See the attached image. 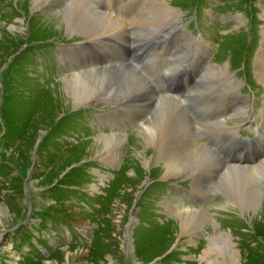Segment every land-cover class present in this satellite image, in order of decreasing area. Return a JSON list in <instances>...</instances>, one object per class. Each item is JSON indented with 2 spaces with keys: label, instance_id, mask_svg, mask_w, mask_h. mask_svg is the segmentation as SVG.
<instances>
[{
  "label": "rangeland",
  "instance_id": "1",
  "mask_svg": "<svg viewBox=\"0 0 264 264\" xmlns=\"http://www.w3.org/2000/svg\"><path fill=\"white\" fill-rule=\"evenodd\" d=\"M165 1L174 14L159 17L157 12L149 11L152 6L145 8L139 21L160 24L154 30L136 24L132 29L136 41H145L172 22L176 27L182 20L188 22V13H195L200 2L201 13L209 24L208 32L214 26L221 31L220 42L212 44L210 53L214 52L211 59L215 61L210 62L213 67L220 66L213 71L221 73L212 82L202 79V87L195 88L197 95L211 92L220 84L217 95L210 98L212 102L231 89L232 73L240 74L235 67L236 59L245 51L251 52L253 85L257 90L264 89L256 72L257 57L264 48V0ZM65 2L46 0L42 8H33L30 0H0V264H207L201 255L207 246V233L216 228L205 226L203 233L188 244L187 235L178 231L177 218L173 219L174 214L165 208L164 200L168 199L175 207L204 211V216L219 224L221 232L231 234L238 253L236 264H264V211H261L264 205L256 208L258 214L244 213L229 196L224 201L218 182L210 197L192 188L197 199L179 197L175 186H190L191 179L186 174L162 178L164 169L152 161L154 151L146 148L137 135V127L144 121L140 110L137 121L121 126L116 114L119 106L109 104V99L78 103L65 99L61 79L71 72L70 68L82 63L81 47L95 46L89 41L90 34L68 32L66 24L56 15ZM82 2L89 10L98 11L88 0ZM106 14L121 19L115 13ZM131 18L127 15L126 19L133 26L138 17ZM218 23L222 28H217ZM128 32L129 29L118 41H125ZM158 35L163 36L160 32ZM55 49L58 58L53 64L51 53ZM230 58L234 59L232 72L228 66ZM130 67L145 83L143 88L154 91L141 75L146 70ZM161 97L172 100L169 96ZM161 100H155L154 104ZM176 102L192 123L191 130L182 118L178 136L184 143L178 145L180 149L190 148L187 139L191 137L197 138L201 145L207 140L205 144L211 141L222 145L226 141L225 132L211 134L212 130L225 127L223 123L217 120L215 124L200 114L188 115ZM109 115L119 125L112 128L100 121V116ZM131 116L135 118L134 114ZM263 118L258 124L262 130ZM240 119L229 117L227 122ZM247 127L241 126V133L253 136L254 131ZM113 130L122 135L124 146L111 166L94 157L98 149L96 138ZM255 142H259L257 137ZM255 153L243 152L248 158H239L236 163L253 162L250 158ZM144 156L152 159L150 166L142 170L138 161ZM33 162L35 165L29 172ZM256 168L259 167L255 165ZM255 179L264 187L261 174H256ZM222 240L219 238L211 245L218 253L206 256L215 258L218 264H227L224 255L232 257L234 252Z\"/></svg>",
  "mask_w": 264,
  "mask_h": 264
},
{
  "label": "bare ground",
  "instance_id": "2",
  "mask_svg": "<svg viewBox=\"0 0 264 264\" xmlns=\"http://www.w3.org/2000/svg\"><path fill=\"white\" fill-rule=\"evenodd\" d=\"M44 1L46 0H30V3L33 8H42ZM65 1L67 4L61 3L62 10L56 15L60 16L62 23L66 24L67 31L76 32L79 35L90 34V36H88L90 39L89 41H92L95 46H89L88 49L97 50L100 48L101 50L106 48L111 50L108 58L104 57V61L101 60L100 62L92 63L93 65L87 64L83 61L84 54L82 53L80 58L82 63L70 68L71 72L61 79L62 88L66 96L65 99L68 100L70 98L75 103L85 100L94 101L97 99H109V104H117L119 106V110L116 111V114L119 116L118 119L121 126H123L122 123H132L137 121L140 110L141 115L144 117V121L137 127V130L139 129L137 135L141 137L146 148H150L154 151L152 161L153 163H159L161 168L164 169L163 179L186 174L191 179L190 187L198 193L203 192L204 197H210V192L212 193L215 183L218 182L219 191L225 202L226 199L230 197L231 200L236 203V205L234 203L235 207L240 211H243L244 213L255 211L257 213L258 211H256V208L264 205V187H260L255 179L256 174H261L264 178V147L258 150L257 157L259 159L254 160L256 163L253 165L251 164L254 161L250 163L224 162L216 152L205 147L208 143L206 145L202 143L201 145L198 143L197 138L193 139L191 137V139H187V141L190 142L189 149H180L178 145L184 143V140L179 139L178 136L180 134V124L184 119L192 130V123L188 122L184 112L178 107L176 102L178 100L170 96L169 98H172V100L163 98L156 95L155 91H148L146 88H143L145 83L141 80L138 74L131 69L130 66L133 65L128 62V57L123 55L122 51H118L115 48L117 42H119L118 39L122 38L124 36L123 34L127 33L129 28H134L137 24L138 26L142 25L143 28L149 27L154 30L155 26L160 24V22L157 21L153 24L147 25L142 22V20L139 21L143 14L142 11L140 15L137 16L138 18L135 21L133 20L134 22L132 26L129 21L130 19L121 20L118 19V17L114 18L106 13H101L99 10L95 12L89 10L85 4H83L85 2H82V0ZM152 10L157 12L159 17L163 16V14H174V10L170 8L165 0H155L154 5H152L149 11ZM49 13L51 12L49 11ZM129 18L131 17L129 16ZM160 20L161 19H159V21ZM170 24L171 25H165L163 27H169V29L176 27L175 23L172 22ZM154 36L155 35L151 37ZM257 61L258 65L256 66V72L260 81L264 83V48L261 54L258 55ZM216 69L219 70L220 66L215 65V67H213V64L209 63L205 70L207 72L202 75L199 83L202 79L210 82L216 80L214 79V76L216 74L219 75V72L221 73V71H213ZM226 83H228V81ZM161 99H163V101ZM155 100L161 101L155 105ZM215 100L213 99L212 102H209L207 108H210ZM126 102L131 103L129 104ZM167 104L171 106V109L163 108V106ZM150 113L151 115H149ZM131 114H134V119ZM235 114L236 116H239L238 112H235ZM112 118L113 115L99 117L103 124H107L113 128L114 125L119 124L115 123ZM201 122H203V120ZM183 133L184 132H182V134ZM257 140H263V135L261 133L258 134ZM207 141L209 142V140ZM95 142L98 149L97 155L94 158L99 162L111 166L113 163H116V159L118 158L117 155L121 152L124 146V138L122 135L113 130L111 134H101L96 138ZM151 159L152 156L150 158H146L145 156L141 157L140 161H138L141 165L140 168L144 170L143 168L150 166ZM255 165L259 167L256 168V170L254 169ZM224 166L226 167L225 169ZM99 177L103 178V175H99ZM171 202L170 199L164 200L165 208L169 213L174 214V216H171L173 219L174 217L177 218L176 221L180 227H178V231L180 229V233L187 235L188 244L194 242L193 237L199 236L203 233V228L205 226L211 225L213 229L216 228L212 233H207V246H205L206 249L203 250L201 255L203 261L207 264H218L217 261H215V258L207 257L206 255L218 253L216 250L212 249L211 245L212 243L217 242V240L219 241L220 238V241L225 239L234 252L232 257H226L224 255V260L227 262L229 261L227 264H236L235 257L238 253L234 249L235 244H233V237L231 234L221 232L220 228H218L219 224L214 218L204 216L206 215L204 211L187 206L178 208L175 207L174 202ZM190 209L193 210V212H190ZM261 211L263 212L264 209ZM216 249L218 248L216 247Z\"/></svg>",
  "mask_w": 264,
  "mask_h": 264
},
{
  "label": "water",
  "instance_id": "3",
  "mask_svg": "<svg viewBox=\"0 0 264 264\" xmlns=\"http://www.w3.org/2000/svg\"><path fill=\"white\" fill-rule=\"evenodd\" d=\"M33 165H35V162L32 163V166H31V168L29 169V172H31L32 167H34Z\"/></svg>",
  "mask_w": 264,
  "mask_h": 264
}]
</instances>
